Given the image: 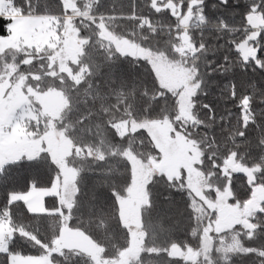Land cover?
Instances as JSON below:
<instances>
[{"label": "snow or ice", "instance_id": "obj_1", "mask_svg": "<svg viewBox=\"0 0 264 264\" xmlns=\"http://www.w3.org/2000/svg\"><path fill=\"white\" fill-rule=\"evenodd\" d=\"M129 7L0 0V264H264V0Z\"/></svg>", "mask_w": 264, "mask_h": 264}, {"label": "trees", "instance_id": "obj_2", "mask_svg": "<svg viewBox=\"0 0 264 264\" xmlns=\"http://www.w3.org/2000/svg\"><path fill=\"white\" fill-rule=\"evenodd\" d=\"M131 2H132V0H105L106 5H108L110 7H114L117 12H120V11L128 12L130 10L129 5ZM135 2L138 5H143L146 2V0H135ZM48 3L53 8V10L57 9L58 0H48ZM143 10L147 11L146 8H144ZM152 18L154 20L158 19L161 21H167L169 23H174V18L164 17V16H160L158 14L153 15ZM237 25H239V19H237ZM128 26L129 25L124 24V25H122V28H126ZM122 28H118L117 30L118 31L122 30ZM160 38L163 40L166 37L162 34ZM132 75L135 76V73H132ZM97 83H100L102 85L103 90H105V91L107 90L106 86L109 83L107 77H101L100 80L97 81ZM121 103H123V102L121 101ZM83 107L84 106H82V110H83ZM233 111H235V108H233ZM76 115H78V114H75V113L73 114V119L76 118ZM15 175L22 177L25 175V173L19 172V173H16ZM0 193H2V189H0ZM49 199H51V198H47V200H49ZM21 211H24L25 215H28L26 213V209L24 208L23 205H21ZM162 215L164 217L165 223L171 228L172 232L174 233L175 238L180 239V240H187L190 243L195 244V241L192 240L191 237L188 235V228H187V222L186 221L184 223H180L179 221L172 219L174 217V212H172V211H166ZM173 225H179V230H176V227H174ZM125 242H126V235L119 229L118 226L114 225V240L108 242L109 251L113 250V248L116 246H118V248L122 249L125 245ZM149 243H151V239H149ZM179 264H184V262L179 261Z\"/></svg>", "mask_w": 264, "mask_h": 264}, {"label": "rangeland", "instance_id": "obj_3", "mask_svg": "<svg viewBox=\"0 0 264 264\" xmlns=\"http://www.w3.org/2000/svg\"><path fill=\"white\" fill-rule=\"evenodd\" d=\"M32 24L33 21L25 17H20L18 20L14 21L13 35L7 39H0V50L16 46L20 37L26 36L28 32H30ZM9 96L10 99L4 98L3 89L0 88V121H6L11 106L20 101L22 94L19 93L18 88H16L13 89V92L10 93ZM44 99L47 101V105L52 109H55L59 105V97L56 95L46 96Z\"/></svg>", "mask_w": 264, "mask_h": 264}]
</instances>
